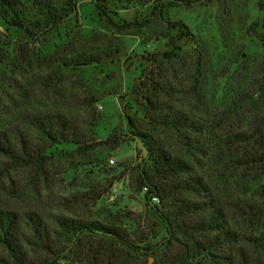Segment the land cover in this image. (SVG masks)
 Instances as JSON below:
<instances>
[{
  "label": "trees",
  "instance_id": "16d2710c",
  "mask_svg": "<svg viewBox=\"0 0 264 264\" xmlns=\"http://www.w3.org/2000/svg\"><path fill=\"white\" fill-rule=\"evenodd\" d=\"M116 1L92 0L108 26L117 31L149 26L148 19L114 21L110 6ZM256 2L264 14V0ZM154 9L163 19L164 6L156 3ZM76 14V0H0V20L6 28L32 38L63 37ZM164 22L167 50L162 62L168 64L179 58V43L192 35L180 21ZM246 32L260 50L237 44L210 70L215 89L209 102L215 110L208 118L198 115L204 103L195 90L203 83L200 51L190 76L195 96L192 110L182 109L184 92L172 90L163 74L149 86L140 84L149 91L142 103L145 114H152V123L174 139L172 147L139 130L136 120L128 116L125 131L114 128L96 141L77 116L59 111L13 116L10 111L13 117L4 119L0 112V180L11 170H29L43 177L54 159L70 156L82 161L74 164V170L84 172L85 183L80 194L65 200L67 210L86 201L96 203L114 182L127 177L157 219V224L149 221L138 230L130 213L120 215L131 220L129 224L119 220L112 206L102 209V220L0 209V264H264V15L252 21ZM103 59L72 53L62 65L70 69ZM4 77L1 71L0 84ZM23 93H17L16 105L27 98ZM133 94L137 99L140 93ZM172 96L179 98V107L169 105ZM135 141L144 156L136 151L132 166L109 169L110 180L101 185L105 173L99 169L98 150L111 152ZM202 166L208 175L194 173Z\"/></svg>",
  "mask_w": 264,
  "mask_h": 264
},
{
  "label": "rangeland",
  "instance_id": "374dc122",
  "mask_svg": "<svg viewBox=\"0 0 264 264\" xmlns=\"http://www.w3.org/2000/svg\"><path fill=\"white\" fill-rule=\"evenodd\" d=\"M193 1L192 4L177 0L116 1L110 6L114 21H149V26L143 29L117 31L97 15L92 0H76V19L66 24L63 37L49 34L45 38H32L21 30L6 28L0 20V72L5 74L4 83L0 84L2 117L11 119L22 112L59 111L77 116L92 139L98 141L114 128L121 127L125 131L128 116L136 120L139 130L151 133L164 145L172 147L174 139L152 123L149 116L152 114H145L142 103L149 91L140 84L149 86L150 82L159 81L163 74L172 90L184 92L182 109L192 110L195 96L190 76L200 51L203 83L200 82L195 90L199 91L204 103V111L198 115L208 118L209 112L215 110V105L209 102L215 89L210 82V70H214L219 59L237 44L246 43L250 51L260 50L258 42L246 32L252 21H259L264 15L258 10L256 0ZM156 3L164 6L163 19L154 9ZM170 3L178 6H170ZM164 20L184 23L192 35L179 43V58L168 64L162 62L167 50L162 39L166 31ZM72 53L97 54L104 59L99 64L66 69L62 60ZM135 90L140 93L137 99L132 96ZM24 91L27 98L16 105L17 93ZM178 99L172 96L169 105L179 107ZM136 151L138 156H144V149L136 141L111 152L98 150L102 156L99 169L105 173L101 185L110 180L109 169L120 164L132 166L137 159ZM199 161L203 163L204 158ZM75 163L82 161L70 156L54 159L43 177H36L29 170L9 171L0 180V209L19 213L32 210L68 217L77 214L85 219L102 220V209L112 206L119 220L125 213L132 215L136 222L133 228L144 230L149 221L157 224L143 193L135 192L127 177L114 182L96 203L86 201L73 211L67 210L63 203L72 195L80 194L85 183L82 182L85 174L82 170H74ZM201 172L208 175L203 166L194 169V173ZM124 220L127 221L121 219Z\"/></svg>",
  "mask_w": 264,
  "mask_h": 264
},
{
  "label": "built area",
  "instance_id": "2783aa9c",
  "mask_svg": "<svg viewBox=\"0 0 264 264\" xmlns=\"http://www.w3.org/2000/svg\"><path fill=\"white\" fill-rule=\"evenodd\" d=\"M154 203H157V199L156 198H152Z\"/></svg>",
  "mask_w": 264,
  "mask_h": 264
}]
</instances>
